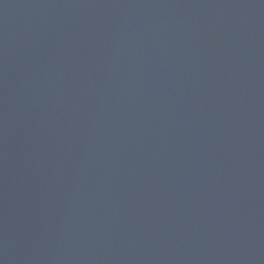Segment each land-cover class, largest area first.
Wrapping results in <instances>:
<instances>
[{
  "label": "water",
  "instance_id": "95a60500",
  "mask_svg": "<svg viewBox=\"0 0 264 264\" xmlns=\"http://www.w3.org/2000/svg\"><path fill=\"white\" fill-rule=\"evenodd\" d=\"M0 264H264V0H0Z\"/></svg>",
  "mask_w": 264,
  "mask_h": 264
}]
</instances>
